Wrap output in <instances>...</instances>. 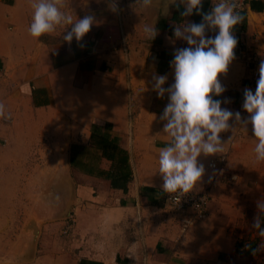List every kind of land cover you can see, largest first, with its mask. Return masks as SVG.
Wrapping results in <instances>:
<instances>
[{
  "label": "crops",
  "instance_id": "obj_1",
  "mask_svg": "<svg viewBox=\"0 0 264 264\" xmlns=\"http://www.w3.org/2000/svg\"><path fill=\"white\" fill-rule=\"evenodd\" d=\"M68 5L66 11L74 19L94 15L97 21L79 44L75 39L70 45L63 40L65 28L39 40L32 38L28 32L30 0H0V103L8 117H0V145L9 150L10 167H18L15 161L24 154L26 158L35 145L41 151L42 147L52 151L55 158L50 165L61 169L59 187L73 191L71 212L78 216L79 226L88 210V215L103 217L96 227L101 232L108 235L119 222L133 236L124 237L114 257L63 254L58 249L27 264H126L131 258L143 264H193L199 259L220 264L224 248L232 245L227 237L231 219L217 212L224 187L220 177L216 178L217 171L209 167L218 155L199 159L206 174L194 192L209 193L213 198L207 217L183 231L182 224L191 212H173L182 218L180 228L174 218L163 220L158 213L162 210L160 198L165 196L158 173V149L169 143L160 116L169 97L160 98L152 85L153 75L168 77L165 88L174 83L172 55L176 49L188 47L174 36L173 25L181 22L173 19L175 7L164 15L160 0L148 10L136 5V0H68ZM241 14L244 20L235 32H243L248 45L263 44L264 0H249ZM184 19L195 23L191 16ZM144 25L157 27L159 34L153 41L146 38ZM220 81L226 91L213 98L230 100L222 107L247 119L249 114L242 107L244 90L255 93L257 86L248 69L235 58ZM230 123L237 129L225 148L228 157L220 174L233 172L229 181L236 177L235 182L240 175L234 171L253 169L255 137L250 124L245 132L234 121ZM96 127L128 155L132 180L126 190L112 184L119 169L92 142ZM232 136L229 131L222 133L221 139L227 143ZM108 244L112 247L111 240ZM234 245L236 251L238 244Z\"/></svg>",
  "mask_w": 264,
  "mask_h": 264
},
{
  "label": "clouds",
  "instance_id": "obj_2",
  "mask_svg": "<svg viewBox=\"0 0 264 264\" xmlns=\"http://www.w3.org/2000/svg\"><path fill=\"white\" fill-rule=\"evenodd\" d=\"M155 2L136 0V5L148 10ZM203 3L204 0H160L164 15L168 14L170 7L183 8L181 22L173 25L174 36L188 45L176 49L170 62L174 83L165 88L168 77L153 75V90L160 98L169 97V103L160 116L165 122L163 134L168 137L169 143L158 149V173L163 180L162 192L168 195L170 201L181 200L199 189L206 174L199 159L225 152L237 129L230 123L232 121L245 132L249 124L252 126L255 162L264 163V60L259 65L255 93L248 88L244 90L243 109L249 117L244 119L240 112L233 113L223 108L222 103L231 101L213 97H221L226 91L220 77L227 76L236 58L238 41L235 30L243 23L244 17L239 11L238 0H211L208 12L203 10ZM30 6L32 16L28 32L36 40L65 28L63 40L70 45L75 39L79 44L97 23L94 15L74 19L66 11L68 0H30ZM110 7L116 10L115 4ZM194 13L202 17L200 23H189L184 19ZM143 31L151 41L159 34L155 25H144ZM209 31L215 35L207 36ZM0 117L8 118L3 103H0ZM229 131L233 136L225 143L221 134ZM256 203L258 214L252 227L260 237H264V199ZM245 248L256 256L264 252V241L255 248L250 244H246Z\"/></svg>",
  "mask_w": 264,
  "mask_h": 264
},
{
  "label": "rangeland",
  "instance_id": "obj_3",
  "mask_svg": "<svg viewBox=\"0 0 264 264\" xmlns=\"http://www.w3.org/2000/svg\"><path fill=\"white\" fill-rule=\"evenodd\" d=\"M2 141L0 139V144ZM42 150L35 145L26 158L24 154L15 161L18 167H10L9 150L0 145L3 165L0 167V264H27L58 249L64 251L63 254L84 253L102 259L114 257L120 244L127 237L132 239L133 233H126L125 226L122 228L119 222H115L108 235L101 232V228L96 229L100 226L97 223L101 215H88V210L85 211L86 216L81 218L80 226L76 214L63 215L73 204V191L67 186L59 187L57 179L61 169L51 166L49 162L55 158V154L43 147ZM231 151L232 157L233 149ZM250 171H234L240 175L235 182L229 181V175L233 172H223L222 176L220 171L216 172V178L220 177L224 187L217 212L220 210L219 213L226 219H231L227 237L232 248H224L219 258L220 264H264V252L253 256L245 248L246 244H255L256 247L264 241V237H260L252 227L258 214L256 202L264 199V163L253 160ZM162 195L159 215L164 217L163 220L174 218L180 228L182 218L166 208L165 196ZM108 240H111L112 247ZM234 243L240 246L236 251ZM131 259L126 264H143ZM119 261L123 262L121 259ZM193 264H206V260L199 259Z\"/></svg>",
  "mask_w": 264,
  "mask_h": 264
},
{
  "label": "built area",
  "instance_id": "obj_4",
  "mask_svg": "<svg viewBox=\"0 0 264 264\" xmlns=\"http://www.w3.org/2000/svg\"><path fill=\"white\" fill-rule=\"evenodd\" d=\"M249 0H238L240 5L239 11L242 13ZM238 44L235 49V57L237 60L241 61L243 65L250 72L251 80L257 83L259 79V65L261 60H264V43H258L256 45H248L243 38V32H235ZM243 107V105H242ZM228 151L218 155L217 158L212 159L209 162V167L214 171H222L223 166L227 162ZM236 177H231L230 180L233 182ZM211 202V197L209 193H191L183 197L181 200H171L168 195L165 194L164 205L170 211L175 213H188L191 212L189 219H186L183 223V231H186L192 226L193 222L197 219H203L207 217L209 213V206Z\"/></svg>",
  "mask_w": 264,
  "mask_h": 264
},
{
  "label": "trees",
  "instance_id": "obj_5",
  "mask_svg": "<svg viewBox=\"0 0 264 264\" xmlns=\"http://www.w3.org/2000/svg\"><path fill=\"white\" fill-rule=\"evenodd\" d=\"M255 8L258 7L257 4L254 5ZM260 7V6H259ZM210 4L208 0H204L203 3V10L205 12H208L210 10ZM183 11V8L180 9L175 8L173 19L180 21L181 18V12ZM195 23H200L202 21V17L198 14H193L191 16ZM174 58V55H172ZM109 135L107 134H101V129L95 128L93 135H92V142L100 149L103 150L104 156L111 160L113 162V166L119 171L117 175L118 177H112V184L114 187H122L124 190L127 188V183L129 180H132V170L129 165L128 155L127 153L121 149L115 142L109 140ZM122 168V171H121ZM124 182V184L122 183ZM153 190V189H150ZM156 204H159L158 201L153 200ZM252 248H255V244H251ZM239 245H237V250L239 249ZM249 253L250 250L248 251Z\"/></svg>",
  "mask_w": 264,
  "mask_h": 264
},
{
  "label": "water",
  "instance_id": "obj_6",
  "mask_svg": "<svg viewBox=\"0 0 264 264\" xmlns=\"http://www.w3.org/2000/svg\"><path fill=\"white\" fill-rule=\"evenodd\" d=\"M69 215L71 214V206L69 207L68 209V212H67Z\"/></svg>",
  "mask_w": 264,
  "mask_h": 264
}]
</instances>
